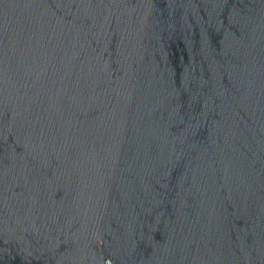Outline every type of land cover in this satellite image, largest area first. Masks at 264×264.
Masks as SVG:
<instances>
[{"label": "water", "instance_id": "obj_1", "mask_svg": "<svg viewBox=\"0 0 264 264\" xmlns=\"http://www.w3.org/2000/svg\"><path fill=\"white\" fill-rule=\"evenodd\" d=\"M0 264H264V0H0Z\"/></svg>", "mask_w": 264, "mask_h": 264}]
</instances>
